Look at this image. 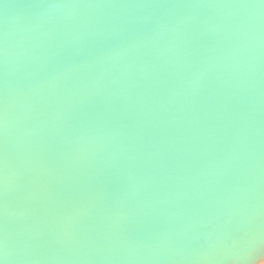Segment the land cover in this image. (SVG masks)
<instances>
[{
  "label": "water",
  "instance_id": "95a60500",
  "mask_svg": "<svg viewBox=\"0 0 264 264\" xmlns=\"http://www.w3.org/2000/svg\"><path fill=\"white\" fill-rule=\"evenodd\" d=\"M264 260V0H0V264Z\"/></svg>",
  "mask_w": 264,
  "mask_h": 264
},
{
  "label": "bare ground",
  "instance_id": "6f19581e",
  "mask_svg": "<svg viewBox=\"0 0 264 264\" xmlns=\"http://www.w3.org/2000/svg\"><path fill=\"white\" fill-rule=\"evenodd\" d=\"M264 260L260 261L258 264H260L261 262H263Z\"/></svg>",
  "mask_w": 264,
  "mask_h": 264
},
{
  "label": "rangeland",
  "instance_id": "374dc122",
  "mask_svg": "<svg viewBox=\"0 0 264 264\" xmlns=\"http://www.w3.org/2000/svg\"><path fill=\"white\" fill-rule=\"evenodd\" d=\"M260 264H264V261H263V262H261Z\"/></svg>",
  "mask_w": 264,
  "mask_h": 264
}]
</instances>
